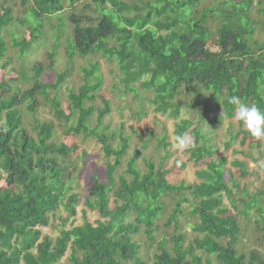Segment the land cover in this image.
Instances as JSON below:
<instances>
[{"label": "trees", "instance_id": "16d2710c", "mask_svg": "<svg viewBox=\"0 0 264 264\" xmlns=\"http://www.w3.org/2000/svg\"><path fill=\"white\" fill-rule=\"evenodd\" d=\"M31 1L23 15L3 4L0 12V264H57L67 252L69 264H264L256 250L239 249L244 226L264 238V189L251 192L241 181L252 176L250 151L234 148L230 162L214 159L213 136L207 138L201 122L190 119L174 129L175 137H194L195 147L184 151L187 159L168 150L167 133H151L132 148L123 125L113 128L107 119L112 107L98 73L99 59L114 64L126 91L152 92L154 111L174 118L182 95L191 98L192 109L198 98L207 101L206 112L212 100L228 118L236 112L228 102L233 95L264 111V40L253 37L256 25H264L258 17L264 16V0ZM46 20H55L56 44H65L59 48L68 67L61 72L54 71L56 49L41 61L31 57L45 41ZM76 58L93 64L81 68V84L67 88L62 102L58 94ZM48 73L53 80L44 79ZM140 107L137 114L148 115ZM42 109L53 119H41ZM219 118L206 120L215 128ZM56 122L65 137L96 140L105 158V181L97 170L89 175L83 222L70 228L66 223L81 198L74 189L80 147L55 137ZM230 138L227 148L235 140L241 147L260 146L247 141L257 138L245 129ZM153 140L154 152L165 151L159 162L142 154ZM190 164L196 182L175 181ZM60 206L66 217L53 239L41 227ZM86 208L99 218L90 222ZM252 211L260 218L251 221ZM142 232L144 241L137 239Z\"/></svg>", "mask_w": 264, "mask_h": 264}, {"label": "rangeland", "instance_id": "374dc122", "mask_svg": "<svg viewBox=\"0 0 264 264\" xmlns=\"http://www.w3.org/2000/svg\"><path fill=\"white\" fill-rule=\"evenodd\" d=\"M83 1L87 3L88 0ZM30 2L32 1L28 0V2L24 5L22 0H0V12L3 11V7L8 6L13 9V15H23L24 10L28 7V4ZM1 4H3V7ZM82 6L83 4H80L78 8L80 9ZM251 16L256 17L254 8ZM258 17L260 20H264L263 15H258ZM53 23H55V20L54 22H52L51 20H46L45 29L48 31L45 35V41H43V45L40 46L35 54L31 57L34 62L41 61L47 59L48 52L56 49V60L58 66L57 70L54 71L61 72L68 67L67 57L65 53H63V47L59 48V46H64L65 44H63V42L61 43L60 39L59 43L56 44L57 40L54 37V35H56V31L51 28V25ZM255 29L256 30L253 35L254 39L258 41L264 40V25L257 24ZM115 42V39L109 40L110 44H114ZM56 45H58V47H56ZM91 64L93 63L85 62L79 58L74 59L72 68L73 71L71 72L68 80L64 82L63 86L61 87L60 93L58 94L62 102L67 99V88L78 87L81 84L83 77V71L81 68L84 66L90 68ZM98 64V73L99 75H101L103 84V88H101V91L106 96V98L110 100V104L112 107V112L107 116V119L111 121L113 128H118L120 124L123 125L124 132L130 136L132 148L140 147L142 143V141H140V138L146 140L149 138L151 133L160 136L164 133H167L168 141L172 143L171 146L168 147V150L172 151L174 157L177 156L180 160H185L187 159V155L184 153V151L181 152L176 147V140L174 135L175 124L180 122L182 119H190L194 122H201L204 132L208 131L207 138L213 136V140L209 142L214 145L213 158L217 159V157L220 158L225 156L227 157L228 162H230L233 157L232 152L234 148L250 151L252 157L255 158V160L247 159L248 166L250 169H252V176L241 181H243V183H249V189L251 190V192L258 191L257 189L259 188L264 189V167H261V165L264 166V139H258L257 141V139L248 138L247 141L252 140L253 143L260 144V146L257 145L252 148H248L247 146H239L238 140H235L230 148H227V146L225 145L226 141L231 139V135L234 136L244 129L248 130L243 122L235 118V115L232 118H228L227 115L224 114L222 107H216L212 100H209L211 110L209 112H206L204 111V108L207 101L201 98H198L196 100V108L192 109L190 107L191 98L184 95L181 96V99L183 100V107L181 108L180 114L177 118L169 116L168 114L163 115L161 113H157L154 111V104L149 100L153 97V93L150 91L149 93H146L144 90L139 88L140 82L134 84V87L138 88V90L141 89L140 95H136L133 91H126L125 85L122 83L123 73L119 68H117V66L107 62L105 59H99ZM45 72L47 73V71ZM44 79L46 81L53 80L54 76L48 73L47 75L45 74ZM98 103H100V101H97V104ZM141 104H144V108L147 109L148 115L137 114V112L141 109ZM47 109L49 108L47 107ZM47 111L48 110L46 109H42L40 111L41 119H53V117L49 115L50 113L48 114ZM216 116L220 117V122L216 124L215 128H211L209 123L210 121L206 119L207 117L212 119ZM56 126L57 133L55 137L60 138L59 141H64L67 145H72L76 140L80 147L74 154V161L76 162L78 169L81 170V176L77 179L78 186L74 185V189L81 194V198L79 201L80 203L77 206V214L66 223V227L70 228L71 222H73L74 225H80L83 222L84 217L82 208L85 207L83 203L85 198L87 197L89 175H92L93 171L97 170L100 176L99 179L105 181V175L103 173V170L105 168V158L103 156V153L101 152V144L96 140L91 139L90 137L85 139L83 138V136L75 139L71 137H65L61 127L58 125V122H56ZM140 134H143V136L140 137ZM191 137L194 140V137ZM155 142L156 140L150 142L152 143L150 145L151 147L144 150L142 154L148 157L152 156L156 159V162H159L160 156L164 155L165 151L161 148L160 152H154L152 145ZM200 143L201 140L199 141V144ZM84 151L86 152L85 156L83 155ZM235 157L242 158V155L236 154ZM201 166L205 167V165ZM229 168L231 169V167ZM141 169H143L142 165ZM196 170L197 169L190 164V166L182 171L178 177L174 178V180L179 181L184 179L186 183L192 184L194 181L196 182ZM4 183L5 182L2 181L1 185H4ZM263 199L264 195L263 197H261L260 201H263ZM164 203L169 207L168 210H170V206L172 203H169L168 199H165ZM65 217V209L60 206L55 212V215L50 216L49 225L46 227H41L43 235H48L53 239L57 237L62 226L60 218ZM86 217L90 222H94V220L99 218V214L95 211L87 209ZM249 218H251V221H254L255 219H259L260 215L255 211H252L249 215ZM159 223L163 225L164 221L160 220ZM172 227L173 226L171 225V227H169L166 231L172 232ZM252 227L253 226L243 227V232L240 235L239 249H245L246 253L250 252L251 250H256L264 258V238H259L262 234H259V236L257 235V232H254V234L252 232ZM185 230L189 233L191 231L190 227L188 226L185 228ZM142 234V236H137V239L144 241L145 235L143 232ZM144 251H146V253L149 255L153 254L154 252V250L150 248H147V250L145 249ZM69 254L70 252H67L66 256L62 258L57 264H69Z\"/></svg>", "mask_w": 264, "mask_h": 264}, {"label": "clouds", "instance_id": "9594fccd", "mask_svg": "<svg viewBox=\"0 0 264 264\" xmlns=\"http://www.w3.org/2000/svg\"><path fill=\"white\" fill-rule=\"evenodd\" d=\"M228 102L236 106L235 118L243 122L250 135L264 139V111L256 104L246 103L235 95L230 96ZM175 140L176 147L181 152L195 147V142L189 134L177 135Z\"/></svg>", "mask_w": 264, "mask_h": 264}]
</instances>
